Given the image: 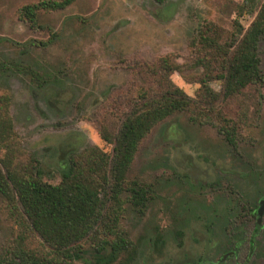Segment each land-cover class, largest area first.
I'll list each match as a JSON object with an SVG mask.
<instances>
[{"label": "rangeland", "instance_id": "1", "mask_svg": "<svg viewBox=\"0 0 264 264\" xmlns=\"http://www.w3.org/2000/svg\"><path fill=\"white\" fill-rule=\"evenodd\" d=\"M48 1L0 0V64L13 66L0 76L7 97L0 114L10 120L18 165L37 158L43 178L57 183L70 154L91 146L111 153L102 130L114 135L134 102L144 92L162 94L168 79L195 105L156 125L127 173L129 184L149 190L141 210L130 195L121 218L137 242L131 264H208L235 246L221 264H264V86L226 96L213 73L202 83L207 70L192 43L209 20L231 33L244 0H74L63 9L40 7L34 23L24 16L25 6ZM254 17L243 12L245 29ZM259 56L264 69V40ZM164 57L179 68L168 78L159 66ZM223 116L235 126V146L219 132ZM231 125L224 128L231 132ZM22 225L0 195V255L24 237L26 250L51 257L43 238ZM82 244L83 258L52 264H94L93 244Z\"/></svg>", "mask_w": 264, "mask_h": 264}, {"label": "trees", "instance_id": "2", "mask_svg": "<svg viewBox=\"0 0 264 264\" xmlns=\"http://www.w3.org/2000/svg\"><path fill=\"white\" fill-rule=\"evenodd\" d=\"M73 2L53 0L27 5L23 14L34 23L40 7L58 10ZM251 5L254 7V0H244L238 7L231 33L209 20L200 26L192 40L199 51L197 63L207 70L206 78L201 82H210L208 77L213 73L216 79L223 80L226 96L235 95L251 85L264 86V69L259 56V44L264 40V1L256 10L248 8ZM244 11L255 12L246 29L240 22ZM159 66L165 78L179 71L177 64L167 57L160 60ZM10 69L13 66L0 64V76L9 75ZM172 85L167 79L164 92L158 96L149 97L150 93L144 92L142 99L134 102L121 120L114 135L102 130V138L113 145L111 153L91 146L70 154L57 183L43 178V168L39 162L34 163L37 158L18 165L15 154L19 148L9 140L12 138L10 120L7 114H0L1 131L5 132L6 139L0 143V152L4 150L5 153L0 156V195L8 202L16 220L37 232L53 254L42 257L35 251L26 250L22 246L25 240L22 237L18 247L0 255V264H52L53 261L81 259L83 241L93 244L94 264H115L123 255H126L125 263L131 264L137 242L128 238L121 218L127 211L130 195L132 204L141 210L148 202L149 190L137 182L129 184L127 173L139 145L153 128L175 112L189 110L195 105L194 98L187 97L181 88ZM3 105L7 106V97L0 96V107ZM221 118L226 122L225 126L231 125L230 119ZM225 126L222 124L219 132L235 146V126H230L231 132ZM216 214L212 219H217Z\"/></svg>", "mask_w": 264, "mask_h": 264}, {"label": "flooded vegetation", "instance_id": "3", "mask_svg": "<svg viewBox=\"0 0 264 264\" xmlns=\"http://www.w3.org/2000/svg\"><path fill=\"white\" fill-rule=\"evenodd\" d=\"M212 221H209V224L207 223V226H208V234H211V233H213V227H214V223L212 222ZM259 222H260V219H256L255 220V224L256 225H258L259 224ZM211 223V224H210ZM256 230H257V227L255 228ZM250 241H251V243L252 242H255V235H251V237H250ZM235 248H236V246L234 247V249H232V250H228L227 252H225L221 257H220V259H219V261L218 262H210V263H208V264H221V263H224L225 261L224 260H226V258H227V256L228 255H231V256H235L236 255V253H237V250H235ZM184 264H198V263H196V262H187V263H184Z\"/></svg>", "mask_w": 264, "mask_h": 264}, {"label": "water", "instance_id": "4", "mask_svg": "<svg viewBox=\"0 0 264 264\" xmlns=\"http://www.w3.org/2000/svg\"><path fill=\"white\" fill-rule=\"evenodd\" d=\"M263 210H264V198L261 199V201H260V206H259V209H258L259 217L261 216Z\"/></svg>", "mask_w": 264, "mask_h": 264}]
</instances>
